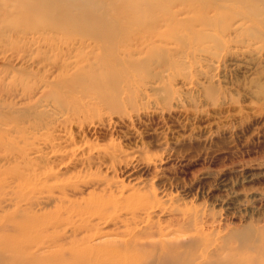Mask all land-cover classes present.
Here are the masks:
<instances>
[{
	"label": "rangeland",
	"instance_id": "obj_1",
	"mask_svg": "<svg viewBox=\"0 0 264 264\" xmlns=\"http://www.w3.org/2000/svg\"><path fill=\"white\" fill-rule=\"evenodd\" d=\"M45 1L0 0V264H264V0Z\"/></svg>",
	"mask_w": 264,
	"mask_h": 264
},
{
	"label": "bare ground",
	"instance_id": "obj_2",
	"mask_svg": "<svg viewBox=\"0 0 264 264\" xmlns=\"http://www.w3.org/2000/svg\"><path fill=\"white\" fill-rule=\"evenodd\" d=\"M31 1V0H30ZM58 1H63V0H50V1H47V3H46V1H45V4H43V8H46L47 6H48V8H50V9H53L54 8V6L58 3L59 4V2ZM67 3H69L67 6L68 7H70L71 8V10H73V11H82L81 9H83V8H85L84 9V15L87 17V19L88 20H86V19H84V21H82V25H84V27H90L92 24H93V21L92 20H95V19H93V18H98V16L100 15H102V14H104V13H94L93 11L95 10V8H94V10H92V4H90V3H88V2H90L89 0H81L82 2H79L78 0H65ZM65 1L64 2H62V3H65ZM93 1V0H92ZM94 1H103V2H105L106 0H94ZM127 2V1H126ZM152 2V1H151ZM61 2H60V7H61V4H62ZM50 6V7H49ZM58 6V5H57ZM64 6V5H63ZM90 6V7H89ZM128 6V5H127ZM142 5H140V7H141ZM87 7L88 8H91V10H89L90 12H88L87 11ZM137 8H139L138 7V5L136 6ZM59 7H57L55 10H53L52 11V13H55L56 14V16L59 14V13H57L56 12V10L58 9ZM67 8V7H66ZM65 8V9H66ZM132 8V7H131ZM59 11L61 10V9H58ZM62 11V10H61ZM67 11V10H66ZM47 14H48V12H46ZM63 13V12H62ZM68 13V12H67ZM70 13V12H69ZM79 13V12H78ZM66 14V13H65ZM63 14V16L64 17H67L68 15L66 14ZM72 14V13H71ZM74 14V13H73ZM42 17H43V15H41ZM55 16V19H54V21L55 20H59L58 18H59V16H57L56 17ZM75 15H72V17H74ZM103 17V16H102ZM48 18H51V17H48ZM71 18V17H70ZM69 17H68V19L69 20H71ZM103 18H105V17H103ZM67 19V18H66ZM99 22V20H96V22ZM66 23H68V20H66L65 21ZM95 21H94V23L95 24H97ZM49 23V22H48ZM52 22L50 21V23L49 24H51ZM57 23V22H56ZM65 23V24H66ZM100 23V22H99ZM73 24V23H72ZM70 28H71V26H70ZM98 27H95L94 28V30H96V31H103V32H105V31H107V30H104V29H97ZM110 29V28H109ZM111 30V29H110ZM225 30V29H224ZM112 31H113V29H112ZM110 33H111V31H109ZM115 32V31H114ZM101 33V32H100ZM109 33V34H110ZM23 46V45H22ZM8 50V49H7ZM44 57V56H43ZM45 58H47V57H45ZM29 59V58H28ZM42 59V58H41ZM44 59V58H43ZM42 61V60H41ZM41 68V67H40ZM45 71V70H44ZM111 78V77H110ZM116 87V86H115ZM33 88V87H32ZM108 88V87H107ZM28 89H29V86H28ZM24 91V90H23ZM79 91V90H78ZM14 92V91H13ZM31 92V91H30ZM35 94V93H34ZM31 96V95H30ZM32 97V96H31ZM37 98V97H36ZM38 99H39V97H38ZM36 100V99H35ZM55 101V100H54ZM8 102V101H7ZM11 103V102H10ZM39 103H40V101H39ZM57 103V102H56ZM14 104V103H13ZM12 104V105H13ZM40 105V104H39ZM55 107V106H54ZM9 115V114H8ZM32 116H34L33 114H32ZM39 116H40V114H39ZM14 117H15V115H14ZM38 117V116H37ZM15 120V119H14ZM3 121V120H2ZM12 121V120H11ZM16 121H17V119H16ZM5 122V121H4ZM35 122V121H34ZM39 122V121H38ZM37 122V123H38ZM64 122V121H63ZM31 123V122H30ZM42 123H43V121H42ZM35 126H37V125H35ZM46 126V125H45ZM33 127V126H32ZM38 127V126H37ZM38 129V128H37ZM49 129V128H48ZM47 135V134H46ZM34 137V136H33ZM25 144V143H24ZM23 144V145H24ZM28 144H30V143H28ZM39 145V144H38ZM42 145H44V144H42ZM43 147V146H42ZM91 147V146H90ZM32 148V147H31ZM111 148H113V147H111ZM28 149V148H27ZM39 149V148H38ZM92 149V148H91ZM19 150V149H18ZM24 151V150H23ZM102 152V151H101ZM17 153H18V151H17ZM67 154V153H66ZM92 157V156H91ZM113 157V156H112ZM24 158V157H23ZM63 159H64V157H63ZM30 162V161H29ZM60 163V162H59ZM20 164V163H19ZM49 164V163H48ZM21 165V164H20ZM26 167H28L27 165H26ZM25 168V167H24ZM28 169V168H27ZM32 169H33V165H32ZM36 169V168H35ZM23 170V169H22ZM31 170V169H30ZM25 173H27V172H25ZM75 174V173H74ZM81 174V173H80ZM79 174V175H80ZM85 174V173H84ZM20 176V175H19ZM23 176V175H22ZM57 176V175H56ZM63 176V175H62ZM73 176V175H72ZM81 176V175H80ZM86 176V175H85ZM20 178H21V176H20ZM63 179V178H62ZM46 180V179H45ZM99 181V180H98ZM57 182V181H56ZM71 182V181H70ZM73 182V181H72ZM91 182H93V181H91ZM42 184V183H41ZM91 184V183H90ZM57 185V184H56ZM76 185V184H75ZM77 186V185H76ZM99 186V185H98ZM34 187V186H33ZM38 187V186H37ZM41 189V188H40ZM44 189V188H43ZM42 189V190H43ZM46 189V188H45ZM62 189V188H61ZM96 189V188H95ZM39 190V189H38ZM49 190V189H48ZM54 190H56V189H54ZM76 190V189H75ZM86 190V189H85ZM107 190V189H106ZM84 191V190H83ZM100 191V190H99ZM28 192H30V191H28ZM33 192H34V190H33ZM47 192V191H46ZM63 192V191H62ZM66 192V191H65ZM73 192V191H72ZM71 192V193H72ZM78 192V191H77ZM40 193H43V192H40ZM58 193V192H57ZM67 193V192H66ZM74 193H76V192H74ZM106 193V192H105ZM34 194V193H33ZM61 194V193H60ZM77 194V193H76ZM30 195H31V193H30ZM52 195L54 196V194H53V192H52ZM63 195V194H62ZM29 196V195H28ZM64 196V195H63ZM80 196V195H79ZM55 197V196H54ZM56 197H57V195H56ZM65 197V196H64ZM72 197H73V195H72ZM9 198V197H8ZM50 198V197H49ZM61 198L63 199V197L61 196ZM79 198V197H78ZM4 199V198H3ZM6 199V198H5ZM46 199V198H45ZM65 199V198H64ZM18 200V199H17ZM26 200V199H25ZM39 200H40V197H39ZM17 202H19V201H17ZM38 202V201H37ZM50 202V201H49ZM120 202H121V200H120ZM2 203V202H1ZM21 203V202H20ZM31 203H33V202H31ZM35 203V202H34ZM76 204V203H75ZM121 204V203H120ZM6 205V204H5ZM36 205V204H35ZM34 205V206H35ZM14 206V205H13ZM18 206V205H17ZM29 206H31V204L29 205ZM33 206V205H32ZM49 206V205H48ZM16 207V206H15ZM19 207L20 206H18V210H20L19 209ZM32 208V207H31ZM38 208V207H37ZM49 208V207H48ZM71 208V207H70ZM34 209V208H33ZM32 209V210H33ZM14 210H17V207H16V209L14 208ZM74 210V209H73ZM91 210V209H90ZM79 211L80 212V217L81 218H83V215L84 214H88L89 216H87V217H85L86 219H88V220H91V217H93L94 215H96L97 213V216L100 218V219H103L105 216L104 215H106L107 214V212L108 211ZM1 211V210H0ZM39 211V210H38ZM37 211V212H38ZM40 211H42L41 209H40ZM9 212H11V211H9ZM20 212H22V211H20ZM25 212V211H24ZM75 212V211H74ZM149 212V211H148ZM7 213V212H6ZM14 213V212H13ZM19 213V212H18ZM77 213V212H76ZM59 214H61V213H59ZM41 215V214H40ZM79 215V214H78ZM21 216V215H20ZM28 216V215H27ZM30 216H32V215H30ZM59 216V215H58ZM115 216V215H114ZM113 216V217H114ZM16 217V216H15ZM23 217L24 216H21V218L23 219ZM46 217V216H45ZM146 217V216H145ZM10 218V217H9ZM110 218V217H109ZM12 219H14V218H12ZM19 219V218H18ZM25 219H27V218H25ZM6 220V219H5ZM4 220V221H5ZM47 220V219H46ZM45 220V221H46ZM116 220V219H115ZM150 220V219H149ZM8 221V220H7ZM18 221H22L21 219L20 220H15V221H13V223H15V222H18ZM27 221V220H26ZM25 221V222H26ZM39 222H40V220H38ZM38 221H37V223H38ZM3 222V221H2ZM12 222V221H11ZM23 222V221H22ZM35 223H36V221H34ZM33 222V223H34ZM118 222V221H117ZM1 223V222H0ZM6 223V222H5ZM13 223H12V225H13ZM31 223H32V221H31ZM32 223V224H33ZM58 223H59V221H58ZM22 224V223H21ZM20 223H18V224H15L16 225V227H18L17 225H21ZM51 224H53V223H51ZM50 224V225H51ZM147 224V223H146ZM5 225V224H4ZM3 225V226H4ZM6 225H8L7 223H6ZM39 225V224H38ZM55 225V224H54ZM104 225H106V223L104 224ZM142 225V224H141ZM143 225H145V224H143ZM178 225V224H177ZM2 226V227H3ZM25 227H24V229L26 228L27 229V227H26V224L24 225ZM32 226V228H33V225H31ZM42 226H43V223H42ZM102 226V225H101ZM140 226V225H139ZM7 227H9V226H7ZM11 227H13V230H14V228H15V226H11ZM34 227H35V225H34ZM78 227V225L77 226H75L74 228H73V230H72V232H71V234H69V235H65V232L64 233H61V232H57V233H54L53 234V236H52V238H50L51 239V241L49 242V243H51L52 245H53V243H54V245H59V246H61L59 243L58 244H55V241H58V240H60V239H62V238H65L66 239V237L68 236V239H69V236L70 235H72V236H70L71 237V239H70V243H71V246L72 247H79L80 245H83V248H81V249H76V250H74L73 251V253H74V255L73 256H78L79 255V251L80 252H82L84 255H86V256H91L92 255V253H93V255H94V252H96V247H97V245H95V246H92V245H89L88 244V242H90L89 240H90V238L92 237V236H94L95 234H92V235H82V236H80L79 238L78 237H76L77 235H79V233H82V231L79 229V228H77ZM104 227V226H103ZM151 227H152V225H151ZM46 228V227H45ZM18 229H19V227H18ZM48 229H50V228H48ZM98 229V228H97ZM28 230H29V228H28ZM28 230H27V232H28ZM33 230V229H32ZM41 230V229H40ZM40 230H39V232H40ZM17 231V230H16ZM19 231H20V229H19ZM21 231H23V230H21ZM20 231V232H21ZM44 233H46V230L44 231V230H42ZM68 231V230H67ZM19 232V233H20ZM24 232V231H23ZM31 232H33V231H30V233ZM77 232H78V234H77ZM29 233V232H28ZM34 233H35V231H34ZM33 233V234H34ZM132 233V232H131ZM163 232H160V234H162ZM18 234V233H17ZM21 234V233H20ZM47 234V233H46ZM49 234V233H48ZM51 234V233H50ZM36 235H38V234H36ZM36 235H34L35 237H36ZM30 236V235H29ZM28 237V236H27ZM26 237V238H27ZM110 237V236H109ZM26 238H25V240H26ZM31 238H33V236L31 237ZM42 238V237H41ZM78 238V239H77ZM156 238V237H155ZM13 239V238H12ZM35 239V238H34ZM33 239V240H34ZM160 239H161V237H160ZM6 240V239H5ZM125 240V239H124ZM129 240L130 239H126L125 240V242L124 243H127V242H129ZM9 241H10V239H9ZM24 241V240H23ZM28 241V240H27ZM30 241H32V240H29V242ZM67 241V240H66ZM5 242V241H4ZM3 242V243H4ZM8 242V241H7ZM11 242V241H10ZM26 242V241H25ZM59 242V241H58ZM131 242H136V235H133L132 237H131ZM1 243V242H0ZM17 243V242H16ZM18 243H22V241L21 242H18ZM32 243H33V241H32ZM31 242H30V244H32ZM38 243V242H37ZM36 243V244H37ZM45 243H47V242H45ZM44 243V244H45ZM57 243V242H56ZM144 244H142V245H147V246H152V251H151V256L152 255H154V254H157V258H156V260H157V264H162V263H165V264H177V263H179L180 262V264H192V258H190L189 256H187V257H182L183 258V260H181V261H179V257H177L178 256V254L177 255H173L172 254V248H173V246H172V244H171V242H163V241H160V240H157V241H151V242H143ZM8 244H9V242H8ZM48 244V243H47ZM65 244V243H64ZM2 245V244H1ZM4 245V244H3ZM10 245V244H9ZM34 245V244H33ZM50 245V244H49ZM48 245V246H49ZM111 245H112V243H111ZM6 246H8L7 244H6ZM11 246V245H10ZM15 246H17L16 244H15ZM14 246V247H15ZM22 246V245H21ZM30 246V245H29ZM104 246V245H103ZM2 247V246H1ZM4 247H5V245H4ZM33 247V246H32ZM111 247V246H110ZM8 248H10L9 246H8ZM23 248V247H22ZM28 248V247H27ZM31 248V247H30ZM60 248V247H59ZM66 248V247H65ZM12 249V248H11ZM83 249V250H82ZM24 250H25V247H24ZM27 250V249H26ZM61 250V249H60ZM82 250V251H81ZM55 251V250H54ZM6 251H4V253H5ZM29 252V251H28ZM100 252V251H99ZM127 252H128V250H127ZM14 253H16V252H14ZM34 253V252H33ZM72 253V252H71ZM25 255H26V253H24ZM39 254V253H38ZM59 254H63V253H61V252H53V253H49V254H45V255H48V256H50V259H51V255H59ZM18 255V254H17ZM42 255V254H41ZM40 255V256H41ZM113 255V254H112ZM136 255H138L137 253H136ZM179 255H181V254H179ZM35 256V255H34ZM125 256V255H124ZM128 256V255H127ZM44 257V256H43ZM42 257V258H43ZM117 257V256H116ZM140 257V256H139ZM17 258H19V257H17ZM13 259V258H12ZM26 259V258H25ZM24 259V263L26 264V261H27V259L25 260ZM34 259V258H33ZM48 259H49V257H48ZM48 259H47V256H46V260H47V263H48ZM129 259H130V257H129ZM15 260V259H14ZM42 259L40 258V261L39 262H42L41 261ZM17 261V260H16ZM30 261V260H29ZM44 261V260H43ZM50 261V260H49ZM79 261V260H78ZM195 261V260H194ZM51 262V261H50ZM81 262H83V261H81ZM81 262L79 263V264H81ZM182 262V263H181ZM13 264L15 263V262H12ZM18 263H19V260H18ZM194 263V262H193ZM27 264H29L28 262H27ZM31 264H33L32 262H31ZM197 264H199L198 262H197Z\"/></svg>",
	"mask_w": 264,
	"mask_h": 264
}]
</instances>
